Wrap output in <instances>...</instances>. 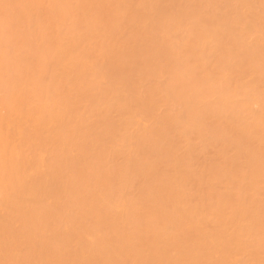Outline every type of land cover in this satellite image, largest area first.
I'll return each mask as SVG.
<instances>
[{
    "label": "bare ground",
    "instance_id": "1",
    "mask_svg": "<svg viewBox=\"0 0 264 264\" xmlns=\"http://www.w3.org/2000/svg\"><path fill=\"white\" fill-rule=\"evenodd\" d=\"M0 264H264V0H0Z\"/></svg>",
    "mask_w": 264,
    "mask_h": 264
}]
</instances>
